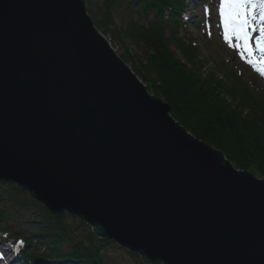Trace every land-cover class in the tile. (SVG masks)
Returning <instances> with one entry per match:
<instances>
[{"label": "water", "instance_id": "water-1", "mask_svg": "<svg viewBox=\"0 0 264 264\" xmlns=\"http://www.w3.org/2000/svg\"><path fill=\"white\" fill-rule=\"evenodd\" d=\"M88 0H0V182L144 264H264V179L188 133Z\"/></svg>", "mask_w": 264, "mask_h": 264}, {"label": "trees", "instance_id": "trees-1", "mask_svg": "<svg viewBox=\"0 0 264 264\" xmlns=\"http://www.w3.org/2000/svg\"><path fill=\"white\" fill-rule=\"evenodd\" d=\"M187 4V0H88L87 10L103 35L113 34L125 49L131 44L144 52V61L138 59L132 71L170 106L175 121L222 152L238 171L264 179V94L242 80L226 89L214 75H201L194 62L196 48L178 37V30L188 25ZM165 28L171 36L166 37ZM172 46L191 68L173 54ZM90 228L75 216L52 215L19 186L0 182V234L25 242L18 256L23 264L118 263L109 257L111 249L134 264H144L138 254L98 238Z\"/></svg>", "mask_w": 264, "mask_h": 264}, {"label": "rangeland", "instance_id": "rangeland-1", "mask_svg": "<svg viewBox=\"0 0 264 264\" xmlns=\"http://www.w3.org/2000/svg\"><path fill=\"white\" fill-rule=\"evenodd\" d=\"M204 2L207 3L202 4L201 6H199V8L197 6L198 0H189V2H187L188 4L185 9V13H187V15L191 18V21L194 22V24L190 22L188 25H186L187 26L186 29L180 28L178 30V37L184 40L183 42H185L191 48L193 49L196 48L197 52L194 62L197 64V67L201 69V75L204 76L214 75L217 79V82L220 81L221 87H224L226 89L233 88L234 85L238 86L237 82H239V80H242L243 83L246 84L248 83L250 88H252L254 91H259L262 94H264V76H261L255 70V68H253L250 64H248L245 60H242L240 57L239 50L230 46L224 39V30L220 18L219 9L216 11V8H214V6L213 8H210L212 3L215 2L218 3V0H204ZM86 9H87V3H86ZM122 14L127 19V13H124V11H122ZM169 15L170 13L169 14L166 13L165 21L169 20L170 17ZM89 16L92 19V16L91 15ZM116 17L118 19L117 24L121 25L122 22L119 21L121 20V18L119 16ZM92 21L94 20L92 19ZM165 34L166 37L171 36L170 29L165 28ZM112 35L107 34L103 36L111 44V46L113 47L117 55L122 59V61L124 59L125 60L128 59L127 62L125 61L123 62L131 70L132 68H134V63L136 64L137 67L138 59H142V61H144V54H143L144 52L142 50L135 48L131 44H129L127 50V48L125 49L116 39L113 38ZM233 43L235 44L237 42L233 40ZM253 47H255L254 39H253ZM172 52L180 60L182 64L186 65L188 68H191L189 66V63L186 61L183 53H181L176 47L172 48ZM220 89L223 94L226 93L224 89L222 88ZM147 91L151 97L153 96L163 101L162 98L157 97L155 93H153V90L151 88L148 87ZM227 101L231 102L229 98L227 99ZM90 229L91 231L93 230L92 228ZM78 233H80V235L84 234L81 231ZM92 233H94V231H92ZM117 247L121 248L118 245ZM5 248H9V246H5ZM0 254H3L4 256V259L0 260V264H16V261L17 264H20L23 262L19 257L15 256L13 252H11V250L10 252L7 251L6 253L2 251L0 252ZM108 255L109 257H113L114 259H116V261L118 262V263L109 262L110 261L109 260L108 264H134L128 259L120 257L115 249L109 250ZM38 264H43V263H38Z\"/></svg>", "mask_w": 264, "mask_h": 264}, {"label": "snow or ice", "instance_id": "snow-or-ice-1", "mask_svg": "<svg viewBox=\"0 0 264 264\" xmlns=\"http://www.w3.org/2000/svg\"><path fill=\"white\" fill-rule=\"evenodd\" d=\"M219 12L225 41L264 76V0H220ZM254 32L258 33L255 38ZM3 259L0 254V260Z\"/></svg>", "mask_w": 264, "mask_h": 264}]
</instances>
